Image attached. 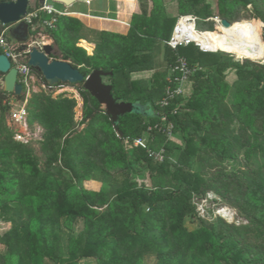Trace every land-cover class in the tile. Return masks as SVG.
I'll return each mask as SVG.
<instances>
[{"label": "trees", "instance_id": "obj_1", "mask_svg": "<svg viewBox=\"0 0 264 264\" xmlns=\"http://www.w3.org/2000/svg\"><path fill=\"white\" fill-rule=\"evenodd\" d=\"M126 1L131 10L135 0ZM143 2L125 34L101 30L88 37L92 54L77 44L81 39L90 49L77 18L58 16L46 31L62 60L84 76L111 71L104 78L116 101L149 106L118 118L122 136L81 82H60L77 88L81 116L72 95L32 92L27 123L43 129L38 154L32 142L14 139L5 119L11 98L22 101L24 93L0 86V222L9 225L0 231V264H147L150 257L152 264H264V62L167 43L181 15H194L199 31H215L211 18L233 23L250 11L259 32L262 24L264 44V0H216L215 6L175 0L174 16L163 0ZM44 18L39 13L34 22ZM180 58L190 90L170 98L167 90L184 76L176 69ZM144 70L153 71L149 81L131 79ZM227 70L234 72L231 82ZM137 138L143 145L133 144ZM201 200H220L243 221L218 214L208 221L197 210ZM190 218L198 219L196 227L186 225Z\"/></svg>", "mask_w": 264, "mask_h": 264}, {"label": "built area", "instance_id": "obj_2", "mask_svg": "<svg viewBox=\"0 0 264 264\" xmlns=\"http://www.w3.org/2000/svg\"><path fill=\"white\" fill-rule=\"evenodd\" d=\"M86 3H89L90 0H85ZM39 13H45L49 16V18H44L41 21H37L36 24H34V19L39 17ZM68 11L66 8H55L52 4L49 3V0H44L42 4H39L38 7L33 9L32 11H27V14L22 17L20 20L14 22L10 25H2L0 29V49L2 50V53L5 54L8 59L10 60L11 66L14 67L17 71V82L22 85V93H24V99L22 101H17L14 97L11 98L10 104L12 107L10 108L8 112L7 117V125L11 128L13 131V137L17 141H21L24 143L27 142H37L41 139V134L43 130L37 135V132H39V126H35V129H30L27 123V110H26V102L27 99L30 97V94L32 92H37V87L39 85V77L33 70L31 66L28 65V54L32 47H37L38 50H43V46L47 45L44 42L36 41L32 38L33 31L36 29L35 26H43L46 29H53L55 28V24L57 21L58 16H64L67 15ZM214 21L220 22V19L217 17L215 19L211 18ZM188 21L192 22L195 27V21L196 17L194 15H181L178 17V20L174 26L173 32L171 34L170 39L167 41L168 45L171 47H176L177 45L181 44H189L194 43L200 50L207 51L204 49L201 45H199L196 42L190 41L189 39L184 40H178L176 38L177 30L180 31V28H182V25H180L181 21ZM18 23H25L28 26L32 27V32L28 37V41L25 44V49L16 48L14 45L10 44L7 40L6 32H8L13 25H17ZM197 30V29H196ZM199 31V30H198ZM209 51V50H208ZM180 64L176 67L180 71L183 72L184 76L182 78H179V85L178 87H175L173 90H167V94L170 98H172L176 94H180L182 92L181 86L182 83L185 81L186 78V64L183 59H179ZM41 80V79H40ZM177 80V79H176ZM50 88L54 87V91L52 94L56 95L58 93H68V92H74L78 94V91L70 88L69 86H64L63 84H57V85H47ZM79 95V94H78ZM15 96V95H14ZM163 105H166L167 102L163 101ZM162 120L165 121V117L162 116ZM16 125V127H12V125ZM17 128H22L21 131H18ZM171 124L167 125V129L170 130ZM32 131V132H31ZM133 144L136 145H143V141L141 138H137L133 141ZM158 160L162 159V156L160 153H156L154 155Z\"/></svg>", "mask_w": 264, "mask_h": 264}, {"label": "water", "instance_id": "obj_3", "mask_svg": "<svg viewBox=\"0 0 264 264\" xmlns=\"http://www.w3.org/2000/svg\"><path fill=\"white\" fill-rule=\"evenodd\" d=\"M60 3L66 7L76 1L83 0H51ZM44 0H38L42 4ZM29 0H2L0 1V23L10 25L20 20L27 14V5ZM220 23L224 26H229L231 23L225 19H221ZM18 28L26 32L25 24L18 23ZM17 30V29H16ZM12 31V29H10ZM26 40V39H25ZM24 40V41H25ZM25 45L23 49H25ZM52 47L44 45L43 50H38L37 47H32L28 54V65L39 71L48 85H57L61 83H77L81 82L83 89L88 91L97 102L100 104L106 115L110 117L114 126L118 118L126 113L134 110L133 103L116 101L112 94V85L105 83L103 78L112 74L111 71H103L95 69L90 74L84 76L79 69L73 67L70 62L61 59H49ZM0 73L3 74L2 90L8 93H13L18 96L22 93V85L17 82V71L11 66L8 57L0 53ZM115 129L119 136L122 132Z\"/></svg>", "mask_w": 264, "mask_h": 264}, {"label": "rangeland", "instance_id": "obj_4", "mask_svg": "<svg viewBox=\"0 0 264 264\" xmlns=\"http://www.w3.org/2000/svg\"><path fill=\"white\" fill-rule=\"evenodd\" d=\"M136 1V3H137V9L135 10L136 12H139L140 10H141V8H142V6H143V4H144V2H143V0L140 2L139 0H135ZM208 3H210L212 6H215V3H216V0H206ZM163 2H164V4H165V6H166V9H167V11L170 13V15H172V16H174V15H177V10H176V3H175V0H163ZM49 3L50 4H52L55 8H66V10H74V11H82V12H98V11H95V8L96 7H101L100 8V10L103 8V7H105L106 6V4H104V1L103 0H91V4H88V3H86V1H77V2H75L74 4H73V6H68V7H66V6H64V5H62V4H60V3H57V2H54V1H51V0H49ZM119 3L125 8V7H127L126 9L127 10H129L130 11V4L129 3H127V1L126 0H119ZM30 4H31V6L32 7H34L35 6V4H36V0H31L30 1ZM113 5V3H111V5L110 6H112ZM114 6V5H113ZM112 6V7H113ZM249 8H251L250 6H249ZM94 10V11H93ZM100 13H102V14H104V15H107V16H113L114 14L113 13H103V11H99ZM241 15L243 16L242 17V19H245L246 18V20H253L255 23H256V25H257V30H258V27H259V25H260V22H257V21H255V20H258V19H252L251 18V12L250 11H245V12H242L241 13ZM215 18H217V17H214L213 19H215ZM220 19V18H219ZM221 20V19H220ZM213 22H212V25H213V28H215V27H217V25H218V22L217 21H214V20H212ZM36 24V23H35ZM35 30L33 31V34H31L32 35V38H30V39H35L36 41H41V42H44L45 44H49V45H51L54 49H55V54H54V56H56L58 59H62L61 58V53L58 51V52H56L57 51V49H58V47H57V44L53 41V39H52V37H51V35L48 33V32H46L47 31V29L46 28H44L43 26H35ZM260 32L262 33V24H261V26H260ZM217 30V29H216ZM198 31V30H197ZM240 31V30H239ZM259 31V30H258ZM216 32H218L219 33V35L221 34V33H224V31H216ZM88 36L90 39H93V38H95V34L92 32H90V33H88V31L86 32V34L85 33H82V36ZM9 41H10V44H12V45H14V44H17L13 39H12V37L7 33L6 34V36H5ZM81 43V45L83 46V47H85V48H87L89 51H91L92 49V47H91V45H89L90 46V49L88 48V47H86V45L85 44H83L82 42H80ZM78 44V46H80V44H79V42L77 43ZM163 45V44H162ZM81 47V46H80ZM222 48V47H221ZM224 49V48H223ZM225 50V49H224ZM227 51V50H226ZM229 51V50H228ZM87 53V52H86ZM235 57H237L236 55H234ZM239 59H242V58H240V57H238ZM250 60H253V59H250ZM157 61H158V63H161V64H163V48L161 47V50L159 51V53H158V57H157ZM253 61H260V62H264V58H262V59H259V60H257V59H255V60H253ZM69 62V61H68ZM40 79H41V76H38ZM225 78L229 81V82H231L234 78H235V75H234V72L232 71V70H227L226 72H225ZM39 79V85H38V87H37V91H39V90H45V91H47L48 93H52L55 89H54V87H49V86H47L46 84H45V82L41 79L40 80ZM104 81H109V79L108 78H104L103 79ZM2 83H3V75L1 76L0 75V86H1V88H2ZM65 87L66 86H69V85H65V84H63ZM70 88H73V89H75V90H77V88L75 87V86H69ZM178 87V86H177ZM181 89H182V96H185L188 92H189V84L188 83H186V82H183L182 83V86H181ZM78 91V90H77ZM66 94H68V95H72L73 97H75L76 98V100H77V105H76V107H75V116L77 117V120H79V118H80V116H79V111H80V107H81V98H78V94L77 93H74V92H68V93H66ZM102 108V107H101ZM147 109H149V106L148 105H139V104H135L134 105V110L135 111H140V112H146V110ZM7 117H8V113L5 115V119H6V123H7ZM36 125H34V127H33V129H35L36 127H35ZM12 127H16V125H12ZM18 129V131H21L22 130V128H17ZM43 129L41 128V127H39V132H37V135L42 131ZM32 132V131H31ZM173 140L176 142V143H181L182 141H181V138L179 137V135L178 134H175L173 137ZM32 145L34 146V148H35V150H36V152L39 154V144L37 143V142H32ZM88 189H91L90 187L88 188ZM209 196H212V194H210ZM195 200V202H196V198L194 199ZM227 208L228 209V212H225L224 211V208ZM197 210H198V212H199V214L201 215V216H203V217H205V219L206 220H208V221H211V220H213L214 218H215V215H221L223 218H225L228 222H235V223H239V222H241V221H243L242 219H241V217H239L238 215H237V212H236V210L233 208V207H231V206H229V205H227V204H224V203H222V202H220V200H217V201H202L201 200V202L199 201V203H198V205H197ZM228 214V215H227ZM227 216V217H226ZM198 223H199V221H198V219L197 218H190V219H187V221H186V225L189 227V228H194V227H196L197 225H198ZM9 225L7 224V223H2V222H0V231H3L4 229H6L7 227H8ZM83 227V222H82V220L80 219V220H78L76 223H75V225H74V232L75 233H77L78 231H80L81 230V228ZM152 261H153V258L152 257H150L149 259H147V261H146V263L147 264H152ZM80 264H95L94 263V260L93 259H87V260H82L81 261V263Z\"/></svg>", "mask_w": 264, "mask_h": 264}, {"label": "crops", "instance_id": "obj_5", "mask_svg": "<svg viewBox=\"0 0 264 264\" xmlns=\"http://www.w3.org/2000/svg\"><path fill=\"white\" fill-rule=\"evenodd\" d=\"M30 1L31 0H29V3L27 5V11H29V7H32L31 4H30ZM36 1L38 3V0H36ZM83 1H85V0H83ZM103 1H104V4H106V6L103 7L101 10H100L101 7H96L95 11H98V12H93V13L89 12L88 13V12H82V11L67 10L68 14L64 15V16L77 18L83 24V28H82L81 32L85 33V34H86L87 31H88V33H90V32L92 33L94 31H101V30L125 34L127 32L128 28H129V22H130L131 15L136 12L135 11L137 9L136 1L134 2L133 8L130 11L126 9L127 7L124 8L119 3L118 0H103ZM111 3H113V5H114V6L112 5L113 7L110 6ZM73 4H71L70 6H73ZM88 4H91V0H90V2ZM99 11H103V13H113L114 15L113 16H107V15H104V14L100 13ZM23 24H25V23H23ZM34 24H35V22H34ZM2 25H4V24L0 23V27ZM17 26L18 25L11 26L10 29H12V31L9 30L8 32H6V34L8 33L12 37V39L17 43V44H14L15 47H17V48L19 47V48L22 49L23 46L28 41V37H29V35L32 32V27H30L27 24H25L27 30H26V32H23V30L21 28L19 29ZM83 37L85 38V40H87L86 42L89 45H93V47L91 46L92 50L89 51L87 48H85V47H83L81 45L80 46L86 50L87 54H92V52H93V50L95 48V42L88 40V36L87 35L83 36ZM80 40L81 39H79L78 42ZM9 43H10V41H9ZM47 45H49V44H47ZM58 51H59V49H57L56 52H58ZM54 54H55V49L52 47V51H51L50 55L54 56ZM50 55L48 56L49 59H58L56 56H55L56 58H53V57H50ZM152 74H153L152 70H144V71L132 72L130 74V77H131L132 80L142 79V80L149 81L151 79V77H152ZM104 82L107 83V81H104ZM78 98H81V97L78 96ZM80 100H81L80 104H81V107H82L83 100H82V98ZM81 107H80V111H79L80 112L79 116H81V109H82ZM35 125L39 126L38 124H35ZM39 127H41V126H39ZM89 181H95L98 184H100V182H98L96 180H89ZM85 182H84V184H85ZM84 187H85V185H84ZM99 187H100V185H99ZM99 187L97 189H92V188L91 189L92 190H98Z\"/></svg>", "mask_w": 264, "mask_h": 264}, {"label": "bare ground", "instance_id": "obj_6", "mask_svg": "<svg viewBox=\"0 0 264 264\" xmlns=\"http://www.w3.org/2000/svg\"><path fill=\"white\" fill-rule=\"evenodd\" d=\"M180 25L182 28L180 31L177 30L176 34L178 40L189 39L207 51L224 48L248 59L259 60L264 58V44L260 32L255 24L246 18L233 22L227 27L218 22L215 31H197L192 22L184 20L181 21ZM216 31H224V33L219 35ZM224 211L228 212V209L225 207Z\"/></svg>", "mask_w": 264, "mask_h": 264}]
</instances>
